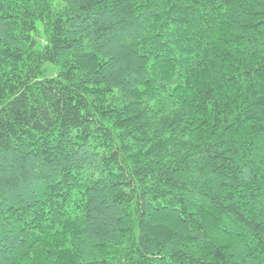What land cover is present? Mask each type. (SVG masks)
Instances as JSON below:
<instances>
[{
  "label": "trees",
  "instance_id": "1",
  "mask_svg": "<svg viewBox=\"0 0 264 264\" xmlns=\"http://www.w3.org/2000/svg\"><path fill=\"white\" fill-rule=\"evenodd\" d=\"M0 264H264V0H0Z\"/></svg>",
  "mask_w": 264,
  "mask_h": 264
}]
</instances>
